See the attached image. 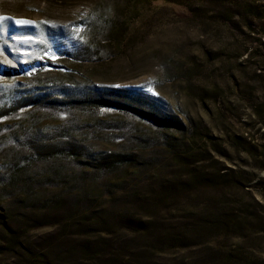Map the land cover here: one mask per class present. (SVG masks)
I'll use <instances>...</instances> for the list:
<instances>
[{
    "label": "rangeland",
    "instance_id": "rangeland-1",
    "mask_svg": "<svg viewBox=\"0 0 264 264\" xmlns=\"http://www.w3.org/2000/svg\"><path fill=\"white\" fill-rule=\"evenodd\" d=\"M262 95L264 0H0V264H264Z\"/></svg>",
    "mask_w": 264,
    "mask_h": 264
},
{
    "label": "trees",
    "instance_id": "trees-1",
    "mask_svg": "<svg viewBox=\"0 0 264 264\" xmlns=\"http://www.w3.org/2000/svg\"><path fill=\"white\" fill-rule=\"evenodd\" d=\"M175 1H178V0H175ZM220 5L224 6L223 3ZM260 99L261 100H260V102H258V104H253L254 105L253 106L254 119L256 120V122L259 123V127L257 129H260V127L264 126V95H262L260 97ZM101 101L102 100L100 99L99 103H101ZM82 102H84L85 106H89V107H93V106H96L97 104H99L94 98H90V97L83 98ZM1 113H2L1 115H4L6 112H1ZM250 154L253 157L254 164L257 165L259 167V169L264 170V142L252 144L250 147ZM221 174L222 173L217 172V174H210L208 176H200L198 178L195 177V179H197L202 184H205V182H208V183L217 185V184L223 183L225 181V179L223 178V175H221ZM233 181H235L237 183L236 179H233L232 182ZM246 182H251V180L249 178H246ZM259 182H260V180L258 179L253 184H257ZM262 183H264V181ZM128 220L129 219H126L123 221L126 222ZM145 225H146V229L150 230L149 234H152L154 232V230H156L155 225L151 224L150 222L145 223ZM157 230H158V228H157ZM138 238H139L138 235L133 234V237H131L128 240L124 239L123 241L126 243L125 245H128L129 247H131L132 246L131 242L135 243L138 240ZM168 240L169 241L167 242V244L171 243V244H173V246H176V245H179L182 243L181 238H178V236H169ZM105 243L106 242L102 240L101 245H103ZM158 243H160V242H158ZM155 245H157V244H153V246H155ZM90 249H91V247L87 246L85 252H87ZM140 253L141 252L136 253V251L132 250L131 252L126 254L127 260L123 261V262H117V258L112 257L111 258V264H135L133 262V260L136 259L137 258L136 256L139 255Z\"/></svg>",
    "mask_w": 264,
    "mask_h": 264
}]
</instances>
